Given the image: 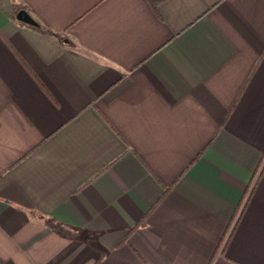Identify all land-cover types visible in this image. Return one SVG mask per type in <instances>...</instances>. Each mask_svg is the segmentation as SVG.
<instances>
[{"label": "crops", "instance_id": "obj_1", "mask_svg": "<svg viewBox=\"0 0 264 264\" xmlns=\"http://www.w3.org/2000/svg\"><path fill=\"white\" fill-rule=\"evenodd\" d=\"M0 264H264V0H0Z\"/></svg>", "mask_w": 264, "mask_h": 264}, {"label": "trees", "instance_id": "obj_2", "mask_svg": "<svg viewBox=\"0 0 264 264\" xmlns=\"http://www.w3.org/2000/svg\"><path fill=\"white\" fill-rule=\"evenodd\" d=\"M14 8H15V11H14V13H12L11 15H12L13 18H16L17 14H18V12L21 10L22 6H21L20 4H16V5L14 6ZM41 84H42V83H41ZM127 239H128V238H127Z\"/></svg>", "mask_w": 264, "mask_h": 264}, {"label": "water", "instance_id": "obj_3", "mask_svg": "<svg viewBox=\"0 0 264 264\" xmlns=\"http://www.w3.org/2000/svg\"><path fill=\"white\" fill-rule=\"evenodd\" d=\"M19 15H21V13H19Z\"/></svg>", "mask_w": 264, "mask_h": 264}]
</instances>
